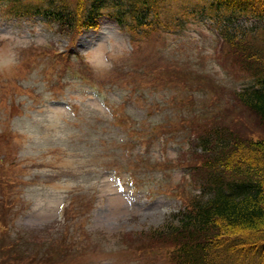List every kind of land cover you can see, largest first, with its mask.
Returning a JSON list of instances; mask_svg holds the SVG:
<instances>
[{
	"label": "rangeland",
	"instance_id": "rangeland-1",
	"mask_svg": "<svg viewBox=\"0 0 264 264\" xmlns=\"http://www.w3.org/2000/svg\"><path fill=\"white\" fill-rule=\"evenodd\" d=\"M39 1L0 0V264H171L151 236L195 192L200 135L264 137L237 94L254 76L212 11L149 36L107 16L68 35Z\"/></svg>",
	"mask_w": 264,
	"mask_h": 264
},
{
	"label": "trees",
	"instance_id": "trees-1",
	"mask_svg": "<svg viewBox=\"0 0 264 264\" xmlns=\"http://www.w3.org/2000/svg\"><path fill=\"white\" fill-rule=\"evenodd\" d=\"M172 1L177 0H40L35 12L68 35L97 27L107 16L144 36L191 17L214 18L213 12L223 23L219 32L225 42L256 80L239 90V100L264 122V0H181L188 4L181 12H173ZM195 2L207 7L191 8ZM200 140L207 157L188 170L195 192L179 195L181 208L152 233V240L172 248L171 264H215L220 253L264 264V137L215 126Z\"/></svg>",
	"mask_w": 264,
	"mask_h": 264
}]
</instances>
